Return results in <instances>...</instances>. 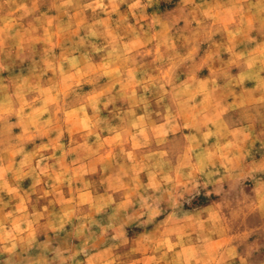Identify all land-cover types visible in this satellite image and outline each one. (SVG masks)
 Masks as SVG:
<instances>
[{
	"label": "clouds",
	"instance_id": "obj_1",
	"mask_svg": "<svg viewBox=\"0 0 264 264\" xmlns=\"http://www.w3.org/2000/svg\"><path fill=\"white\" fill-rule=\"evenodd\" d=\"M0 264H264V0H0Z\"/></svg>",
	"mask_w": 264,
	"mask_h": 264
}]
</instances>
